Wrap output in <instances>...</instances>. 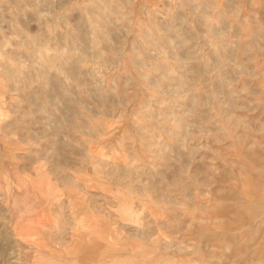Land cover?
Here are the masks:
<instances>
[{
	"label": "rangeland",
	"instance_id": "rangeland-1",
	"mask_svg": "<svg viewBox=\"0 0 264 264\" xmlns=\"http://www.w3.org/2000/svg\"><path fill=\"white\" fill-rule=\"evenodd\" d=\"M0 264H264V0H0Z\"/></svg>",
	"mask_w": 264,
	"mask_h": 264
}]
</instances>
